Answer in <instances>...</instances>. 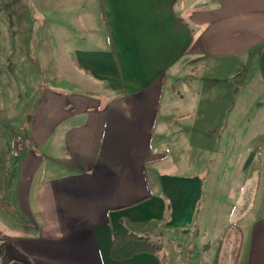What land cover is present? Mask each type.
<instances>
[{"label": "crops", "instance_id": "obj_1", "mask_svg": "<svg viewBox=\"0 0 264 264\" xmlns=\"http://www.w3.org/2000/svg\"><path fill=\"white\" fill-rule=\"evenodd\" d=\"M71 5L68 33L54 26L52 85L31 91L29 50L0 48V86H17L0 94V200L17 211L0 206L15 231L3 234L2 258L160 264L149 253L110 259L112 236L189 229L195 217L202 226L223 197L235 226L262 212L264 0ZM59 14L57 5L56 23ZM253 131L261 142L236 137ZM230 165L241 169L221 179ZM252 236L247 264H264V215Z\"/></svg>", "mask_w": 264, "mask_h": 264}, {"label": "rangeland", "instance_id": "obj_2", "mask_svg": "<svg viewBox=\"0 0 264 264\" xmlns=\"http://www.w3.org/2000/svg\"><path fill=\"white\" fill-rule=\"evenodd\" d=\"M76 2L77 0H14L12 4V6L15 5L14 7H0V34L2 35L1 38H3L0 40V48H13L15 52L17 49L22 52L23 49L24 57L26 56L25 52L29 50V70L27 72L25 69L24 73L26 75L28 74L27 80L31 84V91L35 88V82L44 85H52L54 83V26L57 29L61 28L63 34L68 33L71 10L74 8L71 4H75ZM21 4L24 7H21ZM57 5L60 10V17H57L61 20L60 23L54 22L55 8ZM6 15L8 17L14 15L12 34L10 33L11 22H6L8 21L5 20L8 18ZM26 16H29L28 27ZM21 20H23V24ZM22 26L23 29H21ZM27 38H29L28 42ZM21 40L23 41L21 42ZM14 57L16 58L15 55ZM24 65L26 67V63ZM16 87H6L3 84L0 86L1 96L3 97L4 95L5 99L7 96L9 98L12 96ZM27 90L29 91L30 89L24 88L28 96L29 92ZM257 105L255 103L253 106L254 112H256ZM228 121L230 122L231 120ZM261 121L260 116L251 118L250 128L259 127ZM224 122L226 121L224 120ZM3 126H11V123L3 122ZM15 137H18V140L21 141L20 135ZM236 137H238L241 144L243 143L242 138H246L249 142L252 141L255 144L261 142L263 135L253 131L252 134L247 136L242 137L239 134ZM13 141V146L16 148L17 140L15 139ZM240 169L239 166L233 167V165L225 168L224 166L221 167V179L225 177L227 179L230 178V176L234 175V172ZM232 184L234 185V183ZM222 187L225 188V183L223 182ZM220 201L219 207L215 210L217 213L215 212L214 215L207 216L204 222H202V226L197 223L195 217L193 222L191 221L190 225H188L187 228L189 229H166L159 227L136 233L143 234L148 232L155 237L162 238L163 252L166 256L164 264H212L218 240L220 241L219 264H247L253 239V224L259 217L264 215V210L262 212H254L251 215L246 214L242 217L238 226H235L233 224V217L235 216L231 215L229 217L227 215L228 210L231 208L229 203H233V201L228 203V200L224 197ZM256 203L259 205V208L264 209V199H259ZM228 224H230L228 229L222 234L221 227L227 226ZM0 230V242L7 244L9 241L4 235L15 233V231L12 230L8 222H3V224L0 222ZM254 248L256 249L257 247ZM236 255L238 256L237 258ZM7 259V256L1 257L0 264H31L27 261H10ZM235 259L237 260L235 261Z\"/></svg>", "mask_w": 264, "mask_h": 264}, {"label": "trees", "instance_id": "obj_3", "mask_svg": "<svg viewBox=\"0 0 264 264\" xmlns=\"http://www.w3.org/2000/svg\"><path fill=\"white\" fill-rule=\"evenodd\" d=\"M0 206L6 208L14 213L17 211L11 207V205L0 200ZM229 226L223 227L222 234L228 229ZM5 242H0V258L4 254ZM220 248V241L218 242L215 258L213 264H217L218 254ZM138 253H149L154 255L160 264H164L166 261L165 253L163 252L162 238L155 237L146 232L138 234L135 232H128L123 235H114L111 238V243L108 249L109 258L112 260H124L131 258Z\"/></svg>", "mask_w": 264, "mask_h": 264}]
</instances>
